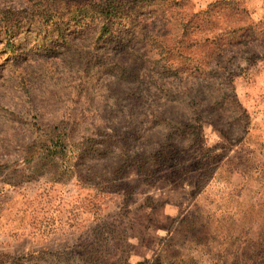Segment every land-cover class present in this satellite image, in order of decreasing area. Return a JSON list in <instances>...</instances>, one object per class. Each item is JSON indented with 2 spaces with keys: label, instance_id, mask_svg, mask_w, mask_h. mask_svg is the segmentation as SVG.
Masks as SVG:
<instances>
[{
  "label": "rangeland",
  "instance_id": "obj_1",
  "mask_svg": "<svg viewBox=\"0 0 264 264\" xmlns=\"http://www.w3.org/2000/svg\"><path fill=\"white\" fill-rule=\"evenodd\" d=\"M93 1L0 0V262L264 264V0Z\"/></svg>",
  "mask_w": 264,
  "mask_h": 264
},
{
  "label": "trees",
  "instance_id": "obj_2",
  "mask_svg": "<svg viewBox=\"0 0 264 264\" xmlns=\"http://www.w3.org/2000/svg\"><path fill=\"white\" fill-rule=\"evenodd\" d=\"M122 1H124V0H94L93 2H90V3L84 2L80 6L79 13L81 15H84L85 11H86L85 8L89 7L91 11H93V12L99 14V15H103L104 18H106L107 20L110 21L111 18L114 17V16H119V17L121 16L122 13H121V5H120V3ZM77 8H79V7H77ZM234 101H236V100L234 99ZM236 103H237V101H236ZM197 128H198V126L193 127L192 135L197 140L196 145L198 144L199 145L198 147L202 151V149L204 150V148L202 147V139L203 138L197 133ZM167 146H168L167 147L168 149H167V151L165 153L168 154L167 157L169 158V155H170V153H172V150H173V148H172L173 145L168 144ZM167 152H169V153H167ZM158 154H159V157L162 158V160L166 159L165 158L166 154H164V153H158ZM209 159H211L210 156L207 157V160H209ZM148 262H149L148 259H144L142 261L136 262L135 264H146ZM0 264H3V263L0 262ZM6 264H21V263H19L17 261V259H14V260H11L9 263H6Z\"/></svg>",
  "mask_w": 264,
  "mask_h": 264
}]
</instances>
